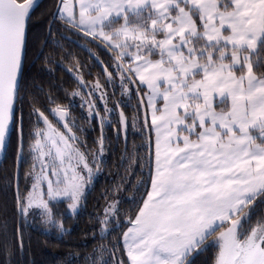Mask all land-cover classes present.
<instances>
[{"label": "snow or ice", "instance_id": "6c2138e0", "mask_svg": "<svg viewBox=\"0 0 264 264\" xmlns=\"http://www.w3.org/2000/svg\"><path fill=\"white\" fill-rule=\"evenodd\" d=\"M37 6L0 0V264H17L31 231L63 238L121 132L95 243L55 264H195L205 253V264H264V0H54L34 50ZM65 32L95 45H81L94 79ZM36 61L75 87L46 91L27 75ZM77 97L79 119L99 129L91 145Z\"/></svg>", "mask_w": 264, "mask_h": 264}, {"label": "trees", "instance_id": "16d2710c", "mask_svg": "<svg viewBox=\"0 0 264 264\" xmlns=\"http://www.w3.org/2000/svg\"><path fill=\"white\" fill-rule=\"evenodd\" d=\"M54 0H42L32 13V20L30 22V39L34 44L35 48H39L42 41L46 40L47 28L49 21V13L52 9ZM48 39V37H47ZM47 51V49H45ZM86 64L90 65L87 57L81 56L80 58ZM92 65V64H91ZM102 68V66H100ZM93 76L99 70L98 67L92 66ZM95 70V72H94ZM46 71L41 69V62L36 61L32 66L28 68L27 75L29 79L35 78L37 82L43 84L44 88H48L49 83L52 85L53 92L59 91L63 94V89L68 88L70 91L74 88V84L70 85V81L60 76L54 75L51 81L48 80L45 75ZM92 76V77H93ZM89 79L90 77H86ZM69 81V84H68ZM119 94V93H117ZM134 103V101H133ZM126 112L131 122L133 115L132 108L126 109ZM116 119V116H114ZM136 130L129 126L128 129V147L131 149L133 141L139 142V138L134 135ZM109 137H114L113 132H110ZM12 143L15 144L16 137L12 129L11 134ZM123 132H121L120 141L113 140L110 154H107V163L103 169V173L99 175L90 191L87 194L86 201L83 202L82 207L79 209L77 215H67L64 220V226L68 229V232L63 238H58L54 231L46 232L44 229H38L31 231L30 241H25V251L23 254L17 253L16 261L17 264H55L59 259L67 257L69 252L72 253H84L90 251L95 241L91 240V230L93 218L98 214L102 213L105 205V189L110 191L113 189V184L119 183V176H115L117 168L115 164L119 161L120 156L123 153ZM127 161H125V166ZM26 167V166H25ZM120 175L124 174L123 167L119 169ZM139 171L137 175H131L132 184L136 183ZM115 177V180H114ZM21 185H24L23 176L20 180ZM132 186L128 185V191H122L121 197L127 198L132 194ZM14 195V189L10 190L7 195L9 208L11 207L12 196ZM5 200V193L3 188V182L0 181V203ZM127 207V204L124 205ZM63 207V205L61 206ZM87 233V235H86ZM111 239V237H109ZM210 253L198 255L194 258L195 264H205ZM73 264H81L80 260H73Z\"/></svg>", "mask_w": 264, "mask_h": 264}, {"label": "flooded vegetation", "instance_id": "af4514ba", "mask_svg": "<svg viewBox=\"0 0 264 264\" xmlns=\"http://www.w3.org/2000/svg\"><path fill=\"white\" fill-rule=\"evenodd\" d=\"M47 30H48V28H47ZM63 35L66 38L67 37H70V39H62L61 40V43L64 45V47H65L66 50L71 51L73 54H78L79 58H81V56L87 57V60L90 63V65L92 64V66L97 67L95 65L93 59H91L89 57L88 52L85 51V49L83 47H81V45H86V47L92 48L93 51H95L96 48H95V45L94 44H88L87 41L82 38V34H81V36H77V35H75L73 33H67V32H65ZM46 39H47V37H46ZM88 39H90V38H88ZM62 67H67V65L66 64L65 65H62ZM91 71H93V70L91 69ZM94 72H95V70H94ZM45 75L47 76V78H48L49 81L52 80V78L54 77V75L60 76L61 78H65V79L67 78L70 81V85H72V81H71V78H70L69 74L66 73V72H64V71H62L60 68H57L56 71L54 73H51V74H49L46 71ZM94 78H95V75L93 77H90L89 80H92ZM69 81H68V84H69ZM74 87H75V85H74ZM44 89L47 91L48 88H44ZM66 102L67 101H65V103ZM79 105H80V99H79V97H77L76 100H75V104H74L73 114L76 117H78L77 124L78 125L83 124L84 127H86L88 129L87 132L81 134V139L83 140L86 137L88 144L91 145L92 144V141L97 138L98 133H99V129H98V126L90 125V124L84 122L83 120L79 119V117L81 115ZM85 112H86V109H85ZM116 119H118V114L116 115ZM116 119H115L114 116L111 117V120H113V121H115ZM13 132H14V136L16 137V129H15V127H13ZM105 132H106V134H109L110 132H113V134L115 135L114 129L113 128H110V127H106L105 128ZM95 180H94V182H95ZM21 186L23 187V185H21ZM91 187H90V189H91ZM67 215H72V214L71 213H67Z\"/></svg>", "mask_w": 264, "mask_h": 264}, {"label": "water", "instance_id": "95a60500", "mask_svg": "<svg viewBox=\"0 0 264 264\" xmlns=\"http://www.w3.org/2000/svg\"><path fill=\"white\" fill-rule=\"evenodd\" d=\"M42 0H36L37 5L41 2ZM12 130L10 131V137H11Z\"/></svg>", "mask_w": 264, "mask_h": 264}]
</instances>
